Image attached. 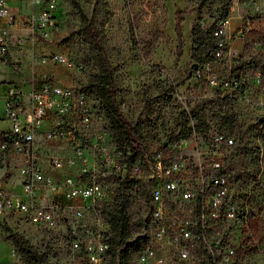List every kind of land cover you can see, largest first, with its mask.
I'll list each match as a JSON object with an SVG mask.
<instances>
[{"label":"built area","instance_id":"2783aa9c","mask_svg":"<svg viewBox=\"0 0 264 264\" xmlns=\"http://www.w3.org/2000/svg\"><path fill=\"white\" fill-rule=\"evenodd\" d=\"M62 1L27 0L28 11L21 13L10 0H0V57L6 59L14 42L48 38L59 26ZM228 23L225 16L212 28L215 56L228 44ZM46 60L72 64L57 52ZM12 67L18 69L20 61ZM194 73L212 87L231 84L211 73L208 60L195 62ZM84 84L0 79V215L16 213L47 229L66 223L81 264H109L104 207L117 186L134 182L143 190L128 238L139 244L134 264H238L232 228L244 211L233 199L225 168L233 140L217 131L209 141H196L209 133L197 131L191 118L190 136L143 142L131 159L132 151L106 126L101 101ZM13 171L19 179L12 183L20 188L8 189L4 178Z\"/></svg>","mask_w":264,"mask_h":264},{"label":"rangeland","instance_id":"374dc122","mask_svg":"<svg viewBox=\"0 0 264 264\" xmlns=\"http://www.w3.org/2000/svg\"><path fill=\"white\" fill-rule=\"evenodd\" d=\"M78 1L81 12L69 0L62 1L59 26L48 38L12 43L6 59L0 57V79L27 81L35 76L65 84L87 82L96 61L84 15L110 64L120 108L139 131L141 141L151 145L171 131L178 132L183 113L193 109L209 127L207 138L200 135L196 141H209L217 131L233 140L225 168L233 199L244 211L243 220L232 228L238 264H264V0L231 1L228 44L221 56H215L209 46L195 54L194 27L201 19L204 30L213 27L218 4L201 6V0ZM9 4L13 9L20 7L21 13L28 11L27 0H10ZM180 11L181 39L176 31ZM53 52L63 54L72 64L43 61ZM204 60L210 61L212 74L230 79L231 84L216 88L197 79L195 62ZM246 60L250 63L233 68ZM15 61H20L18 69L12 67ZM225 113L234 117L230 129L222 125ZM15 174L4 178L8 189L20 188L12 183L19 179ZM132 195L134 214L141 209L143 195L135 190ZM5 225L29 238L45 254L47 264L84 261L70 248L68 224L40 228L13 213L0 215V264H27L6 238Z\"/></svg>","mask_w":264,"mask_h":264},{"label":"trees","instance_id":"16d2710c","mask_svg":"<svg viewBox=\"0 0 264 264\" xmlns=\"http://www.w3.org/2000/svg\"><path fill=\"white\" fill-rule=\"evenodd\" d=\"M232 0H201V6L206 4H218L220 6L218 18L215 23L225 16L229 12L230 3ZM75 11L81 12V6L78 0H69ZM183 12H178L176 31L178 37L182 38V26ZM85 21V25L90 32L91 39L94 44V57L96 61V70L85 82V88L90 95L98 98L103 105V113L109 124V129L114 135L117 142L125 149L132 151L131 159H135L138 153L142 150V143L140 140L141 135L134 125L123 114L119 102L116 98V89L114 84L113 73L107 57L104 53V49L100 44L97 33L91 29L88 21L85 20V16L82 15ZM204 19H201V21ZM199 23V26L194 27L195 40V54L196 56L202 50L208 46L210 50H213L216 46L215 38L212 35V28L204 30V25ZM205 23V21H204ZM214 23V24H215ZM214 26V25H213ZM198 58V57H197ZM250 61H238L234 65V69L241 64H248ZM196 120L194 128L199 132H207L209 127L200 117L198 111L195 109L190 112L183 113L182 127L178 132H169L166 134L170 139L190 136L194 130L189 125L190 119ZM234 124V117L225 113L222 116V125L227 128H232ZM264 126V124H263ZM223 132V131H220ZM135 185L134 182L127 184H121L117 186L114 191L113 197L105 205L104 209L107 212L108 220L110 222V234L108 241L111 245V258L109 264H134L132 261V253L139 248V244L135 242H129L130 229L133 225L131 211V205L133 204V190L137 191L139 195H143V190ZM137 188V189H135ZM4 231L6 238L9 239L20 258L27 264H47L46 256L41 252L24 234L14 230L11 226L5 225Z\"/></svg>","mask_w":264,"mask_h":264}]
</instances>
